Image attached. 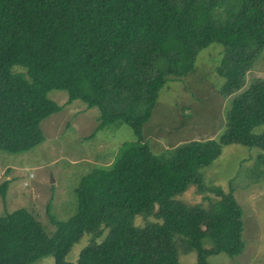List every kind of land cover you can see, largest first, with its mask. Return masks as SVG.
Returning <instances> with one entry per match:
<instances>
[{
  "label": "trees",
  "instance_id": "16d2710c",
  "mask_svg": "<svg viewBox=\"0 0 264 264\" xmlns=\"http://www.w3.org/2000/svg\"><path fill=\"white\" fill-rule=\"evenodd\" d=\"M212 42L222 47L216 91L233 94L224 127L217 138L153 153L142 125L160 89L191 72ZM263 49L264 0H0V150L43 142L41 120L63 107L50 90H65L66 104L96 107L94 130L124 122L136 137L108 167L79 178L73 212L49 214L52 233L25 207L0 214V264L46 256L54 264H183L179 255L192 251L194 264H207L209 255L242 253V210L230 182L225 191L205 186L201 169L223 145L240 144L260 150L264 172V127L253 130L264 124V76L245 82ZM190 185L205 206L177 197ZM83 233L87 242L66 261Z\"/></svg>",
  "mask_w": 264,
  "mask_h": 264
},
{
  "label": "rangeland",
  "instance_id": "374dc122",
  "mask_svg": "<svg viewBox=\"0 0 264 264\" xmlns=\"http://www.w3.org/2000/svg\"><path fill=\"white\" fill-rule=\"evenodd\" d=\"M221 53L219 43H210L196 55L191 72L169 80L160 89L151 116L142 125L145 135H151L153 153H160L162 146L171 147L193 138L218 137L233 96L223 97L216 91L222 78L214 67ZM260 76H264V49L246 73L245 82ZM47 97L63 107L41 120L43 142L21 153L0 150V185L7 181L4 197L0 193V214L25 207L52 233L55 224L49 214L63 220L73 212V189L79 178L91 167H108L119 147L136 137L124 122L94 130L96 107H86L79 100L66 104L65 90H50ZM263 127L259 124L253 130L259 132ZM259 152L256 147L223 145L220 154L201 169L205 186H219L225 191L230 182L243 221L242 253L233 257L224 253L209 255L207 264H264V172L256 161ZM177 197L188 204L206 205L194 185ZM134 222L142 224L144 219L136 216ZM87 240L88 234L83 233L71 245L65 260L73 262ZM178 259L183 264H194L195 252L180 254ZM29 264H54V258L46 256Z\"/></svg>",
  "mask_w": 264,
  "mask_h": 264
},
{
  "label": "crops",
  "instance_id": "0c3cea01",
  "mask_svg": "<svg viewBox=\"0 0 264 264\" xmlns=\"http://www.w3.org/2000/svg\"><path fill=\"white\" fill-rule=\"evenodd\" d=\"M144 125H145V124H144ZM143 128H144V131H145V126H144ZM146 136L149 137V138H151V135H147V134H146ZM162 147H163V148H166V147H164V146H162Z\"/></svg>",
  "mask_w": 264,
  "mask_h": 264
}]
</instances>
